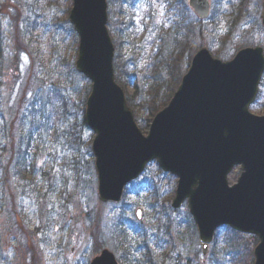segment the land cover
I'll return each mask as SVG.
<instances>
[{
  "label": "rangeland",
  "instance_id": "rangeland-1",
  "mask_svg": "<svg viewBox=\"0 0 264 264\" xmlns=\"http://www.w3.org/2000/svg\"><path fill=\"white\" fill-rule=\"evenodd\" d=\"M188 1L182 0L180 10L183 8L182 14L191 20L197 15ZM217 1L211 0L212 8ZM226 2L242 14L229 33L238 47L219 57L224 61L242 48L237 39L241 40L245 31L254 36L248 45L264 47L262 0ZM72 4L73 0H0V264H91L105 248L119 258L112 227L124 206H128L127 217L141 223L149 239L160 240L163 257L159 264H253L258 240L227 226L217 229L219 255H211L214 244L209 255L202 254L188 203L179 209L171 206L178 178L159 172L153 163L126 188L129 193L122 202L99 199L91 147L95 133L76 121L84 116L92 83L75 67L80 39L69 21ZM225 4L221 20L232 17L235 10L230 13ZM139 6L135 15L141 29L139 38L151 42L153 49V35L160 27H170L179 12L176 7L175 14L170 12L167 0H140ZM109 7L108 0V29L113 40ZM224 28L228 29L227 25ZM208 40H201L197 47H207ZM32 105L43 115L38 114L48 130L35 131L39 146L34 145L30 152L28 181L20 184L12 175L14 124ZM251 111L264 115V75ZM136 114L147 119V111L134 112L140 127ZM152 120L140 127L145 135ZM2 126L10 130L7 138ZM69 131L80 136V145L68 143ZM240 174V166L235 167L229 184L236 183ZM137 208L143 211L141 221L135 217Z\"/></svg>",
  "mask_w": 264,
  "mask_h": 264
},
{
  "label": "water",
  "instance_id": "water-1",
  "mask_svg": "<svg viewBox=\"0 0 264 264\" xmlns=\"http://www.w3.org/2000/svg\"><path fill=\"white\" fill-rule=\"evenodd\" d=\"M189 5L200 19L210 14L211 0ZM262 7L264 27V0ZM69 20L80 39L76 69L92 81L85 122L95 133L99 199L120 202L126 186L156 160L164 172L178 176L172 207L188 201L203 255L216 230L229 225L258 237L254 264H264V115L250 110L264 74V47H244L226 61L201 47L145 135L116 81L108 0H73ZM238 165L241 174L230 185L229 174ZM135 216L142 220L141 208ZM91 264L119 261L105 248Z\"/></svg>",
  "mask_w": 264,
  "mask_h": 264
},
{
  "label": "trees",
  "instance_id": "trees-1",
  "mask_svg": "<svg viewBox=\"0 0 264 264\" xmlns=\"http://www.w3.org/2000/svg\"><path fill=\"white\" fill-rule=\"evenodd\" d=\"M181 2L182 0H167L168 5L172 7L169 8L170 12L174 13V7H176L179 17L176 18L174 13L175 18L171 21L170 27L159 28L156 35H153L155 47L150 49L152 47L150 46L151 42L139 38L141 29L136 22L135 15L141 9L140 0H109L110 25L114 33L116 80L125 90L128 105L133 112H137L139 109L147 111V119L136 114L142 128L147 124L146 121L150 122L156 112L168 104L179 86L183 74L188 70L192 54L199 48L197 46L201 40L208 37V47L216 57L230 55L228 50H235L238 47L235 39L229 33L233 32L234 27L237 26L240 19L239 15L242 14L241 10H237L229 2L225 4V0H218L213 4L207 20H200L197 17L190 20L182 14ZM223 4L226 8L228 7L230 13L235 10L232 17L221 20L220 14L224 9ZM145 7L150 8L148 4H145ZM225 25L228 29L224 28ZM242 35L241 40L238 41L237 39L241 47L251 43V38L254 37L249 31H245ZM148 37L151 38L152 35L148 34ZM82 76L86 78L84 75ZM129 89H132L131 93ZM255 106L256 103L251 108ZM25 111V114L14 124L16 138L12 139L15 143L12 175L20 184L28 181L26 177L30 166V152L33 151L34 145L39 146L40 140L37 141V139L40 137L34 134L35 131L42 127V131L48 130V125L40 121L38 114L41 113L36 111V106L32 105ZM42 118H44L43 115ZM76 121L80 123L81 127H87L84 116L77 117ZM2 132L6 138L8 134L10 135V130L7 127L2 126ZM80 140L78 134L69 131L67 139L69 144L78 146L81 143ZM78 158L76 155V160H79ZM153 164L161 172L157 163L154 162ZM147 187L150 189V186ZM128 193L127 190L125 198ZM154 193L153 189L152 196ZM120 210L115 215L116 218L112 227L116 248L120 255V264H159L161 257H163L159 251L163 249L160 246V240L153 241L152 236L149 239L146 230L140 228L141 223L127 217L128 206L121 207ZM235 235L239 234L235 233ZM251 237L258 240L256 236L251 235ZM236 239L237 236L234 240L238 242ZM219 242H221V237L218 232L211 255H219ZM238 254L242 255L239 251Z\"/></svg>",
  "mask_w": 264,
  "mask_h": 264
}]
</instances>
